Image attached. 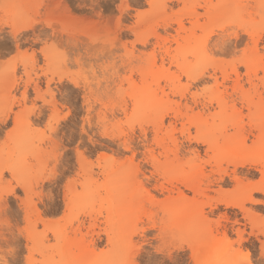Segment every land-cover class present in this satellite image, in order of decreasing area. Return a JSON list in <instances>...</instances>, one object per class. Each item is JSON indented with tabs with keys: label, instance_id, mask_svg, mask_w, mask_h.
<instances>
[{
	"label": "rangeland",
	"instance_id": "rangeland-1",
	"mask_svg": "<svg viewBox=\"0 0 264 264\" xmlns=\"http://www.w3.org/2000/svg\"><path fill=\"white\" fill-rule=\"evenodd\" d=\"M263 119L264 0H0V264H264Z\"/></svg>",
	"mask_w": 264,
	"mask_h": 264
},
{
	"label": "bare ground",
	"instance_id": "bare-ground-1",
	"mask_svg": "<svg viewBox=\"0 0 264 264\" xmlns=\"http://www.w3.org/2000/svg\"><path fill=\"white\" fill-rule=\"evenodd\" d=\"M251 118H255V116L251 115ZM262 121L263 122H261V123L252 125L251 129L247 132L243 128L239 130V131H241L240 134L238 135L239 142H240L239 145H241V147H242V149H244V151H245L246 141H247L249 136L250 137L253 136L254 139L256 140L255 141L256 143H258V142L264 143V119ZM254 132H256L257 134H254ZM237 154H238V152H235L232 155V159H231V161L235 167L233 175L237 174L236 170L238 167H244L246 165L251 166L252 164H257V163L258 164L261 163L263 165V166L261 165V169H259L257 171L261 175H264V157L253 159L252 157L249 156L248 153H244V154L242 153L239 155H237ZM245 175H250V174L247 173ZM237 180L239 181V179H237ZM181 183L185 188H189V189L194 188V185H193L194 183H193L192 179L183 180Z\"/></svg>",
	"mask_w": 264,
	"mask_h": 264
},
{
	"label": "snow or ice",
	"instance_id": "snow-or-ice-1",
	"mask_svg": "<svg viewBox=\"0 0 264 264\" xmlns=\"http://www.w3.org/2000/svg\"><path fill=\"white\" fill-rule=\"evenodd\" d=\"M249 143H254V141L250 140Z\"/></svg>",
	"mask_w": 264,
	"mask_h": 264
}]
</instances>
